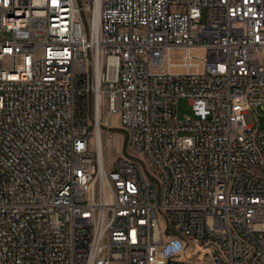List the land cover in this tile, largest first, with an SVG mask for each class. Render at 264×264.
I'll use <instances>...</instances> for the list:
<instances>
[{
    "label": "built area",
    "instance_id": "2783aa9c",
    "mask_svg": "<svg viewBox=\"0 0 264 264\" xmlns=\"http://www.w3.org/2000/svg\"><path fill=\"white\" fill-rule=\"evenodd\" d=\"M259 106L264 0H0V264H264Z\"/></svg>",
    "mask_w": 264,
    "mask_h": 264
},
{
    "label": "rangeland",
    "instance_id": "374dc122",
    "mask_svg": "<svg viewBox=\"0 0 264 264\" xmlns=\"http://www.w3.org/2000/svg\"><path fill=\"white\" fill-rule=\"evenodd\" d=\"M191 106L189 105L188 99H181L179 104V115L184 117L190 114ZM253 119L255 124L260 125L264 128V107H257L253 110ZM104 159L107 165L112 168L116 160L123 154L134 153V149L128 146L127 135L119 126H115L111 131L104 137Z\"/></svg>",
    "mask_w": 264,
    "mask_h": 264
},
{
    "label": "bare ground",
    "instance_id": "6f19581e",
    "mask_svg": "<svg viewBox=\"0 0 264 264\" xmlns=\"http://www.w3.org/2000/svg\"><path fill=\"white\" fill-rule=\"evenodd\" d=\"M101 133V128L98 126V134ZM96 144L98 145L99 151H100V159L101 161L104 160V142L101 138H98L96 141Z\"/></svg>",
    "mask_w": 264,
    "mask_h": 264
}]
</instances>
